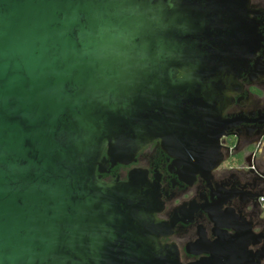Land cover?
<instances>
[{
    "label": "water",
    "instance_id": "obj_1",
    "mask_svg": "<svg viewBox=\"0 0 264 264\" xmlns=\"http://www.w3.org/2000/svg\"><path fill=\"white\" fill-rule=\"evenodd\" d=\"M242 5L0 0V264H183L160 242L147 175L99 173L154 140L203 156L201 118L216 103L223 115L258 44ZM221 219L219 232L238 234L236 218ZM251 238L199 241L190 264H263Z\"/></svg>",
    "mask_w": 264,
    "mask_h": 264
},
{
    "label": "flooded vegetation",
    "instance_id": "obj_2",
    "mask_svg": "<svg viewBox=\"0 0 264 264\" xmlns=\"http://www.w3.org/2000/svg\"><path fill=\"white\" fill-rule=\"evenodd\" d=\"M242 4L240 11L258 44L226 95L223 115L215 114L216 103L201 118L209 128L200 135L203 156L189 159L183 152L168 149L161 140H154L135 162L99 173L108 184L126 183L132 172L147 175L158 202L155 217L160 242L175 247L183 264L204 257L189 251H200L199 241L213 243L218 235L234 241L252 237L251 241H261L252 250L264 254V207L260 204L264 195V0H242ZM175 144L169 142V146ZM215 159L219 163L212 170L199 169L194 177L184 172L188 162L209 164ZM225 215L236 218L238 234L221 233L215 228L213 220ZM220 222L228 224L223 219Z\"/></svg>",
    "mask_w": 264,
    "mask_h": 264
},
{
    "label": "built area",
    "instance_id": "obj_3",
    "mask_svg": "<svg viewBox=\"0 0 264 264\" xmlns=\"http://www.w3.org/2000/svg\"><path fill=\"white\" fill-rule=\"evenodd\" d=\"M260 204L264 207V195L260 197Z\"/></svg>",
    "mask_w": 264,
    "mask_h": 264
}]
</instances>
